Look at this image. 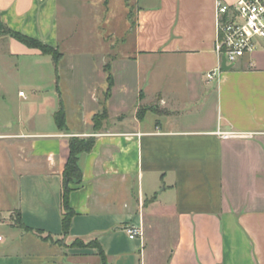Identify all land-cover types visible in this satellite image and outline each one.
I'll return each mask as SVG.
<instances>
[{"label": "crops", "instance_id": "1", "mask_svg": "<svg viewBox=\"0 0 264 264\" xmlns=\"http://www.w3.org/2000/svg\"><path fill=\"white\" fill-rule=\"evenodd\" d=\"M131 1L0 0V23L59 50L72 29L61 19L85 12L95 24L121 16L132 35V52L119 55L127 40L116 20L109 34L94 29L102 64L120 71L93 88L94 105L81 94L76 122L58 73L49 105L0 118V264H103L98 244L107 264H264V48L208 78L220 63L217 0H134V10ZM18 47L11 37V54ZM219 129L253 136L225 139ZM73 137L94 145L79 158L83 181L69 184L66 233ZM133 225L143 239L129 237ZM162 239L171 246L152 247L147 263V242Z\"/></svg>", "mask_w": 264, "mask_h": 264}, {"label": "rangeland", "instance_id": "2", "mask_svg": "<svg viewBox=\"0 0 264 264\" xmlns=\"http://www.w3.org/2000/svg\"><path fill=\"white\" fill-rule=\"evenodd\" d=\"M112 5L110 9L113 15V10H115L118 3L112 1ZM130 5L132 10H134L136 6L135 1L132 0ZM73 13L76 12L74 11ZM78 13L80 14L81 10H78ZM114 19L117 22L118 36L126 37L127 40V44L123 45L121 49L118 48L116 51L119 55L124 52L131 53L132 35L130 30L129 32H124L121 16L112 18V21L107 24L104 23V19L102 22L99 20L95 24V21H93L95 19L90 18L88 13L85 12L83 17L77 16L76 18L61 19V22L65 23V27L68 26L69 29H72L69 38L64 43H61L60 50L64 53V56L58 64H55L50 59L52 58L51 56H48L49 60L47 61H44L43 58L42 62L39 56L26 55L24 51L28 46L20 41H18L19 47L17 48V52H22V54H18L17 56L11 54L9 41L12 36L8 34L5 25L0 24V93H2L0 95V118L16 116L21 107L22 110L25 109V112H28L32 109L34 110V108L41 109L45 103L49 105L50 103L47 101L49 97L46 96L50 93L55 96L57 88L55 82L52 80L58 73L60 75L59 89L65 93L64 98L69 106L70 118L76 122L77 115L81 113V94L86 95L84 99H86L87 106L94 105V97L92 96L93 88L102 87V85L109 82V75L116 74L120 71L117 66H113L112 69L110 67H104L101 62L102 45L96 38L99 32H94L95 28H101L102 33L109 34V26L111 27L116 24L113 21ZM110 35L112 34L110 33ZM32 49L37 52H42L38 48ZM131 67V70L128 69V71L134 73L135 67ZM32 84L41 87L40 99L33 96ZM20 90L24 92V97L19 94ZM58 241L61 243L64 242L63 240ZM171 244V239L147 242L145 250L147 263L149 261L148 255L153 249L152 247H158L159 245L161 246L159 250L163 249L165 253L166 248L171 246ZM75 245L83 246L85 244L76 242ZM167 255L165 256L167 257Z\"/></svg>", "mask_w": 264, "mask_h": 264}, {"label": "built area", "instance_id": "3", "mask_svg": "<svg viewBox=\"0 0 264 264\" xmlns=\"http://www.w3.org/2000/svg\"><path fill=\"white\" fill-rule=\"evenodd\" d=\"M216 19V51L220 63L218 68L207 73L208 78H212L223 68V57L227 64H235L259 47L264 48V0H233L232 2L217 0ZM20 94L24 95V92ZM217 134L225 139L253 136V132L238 130L219 129ZM127 232L132 239L137 237L143 239L144 232L141 226H129ZM0 239H2L1 234Z\"/></svg>", "mask_w": 264, "mask_h": 264}, {"label": "trees", "instance_id": "4", "mask_svg": "<svg viewBox=\"0 0 264 264\" xmlns=\"http://www.w3.org/2000/svg\"><path fill=\"white\" fill-rule=\"evenodd\" d=\"M5 27L10 36L16 38L18 41L24 43L28 47L40 49L43 54L51 55L55 61V64L59 63L62 57V53L60 52L59 49L54 48L39 39L33 38L21 32L12 30L7 26ZM55 120H56L58 127L61 130H64L67 128L65 110L63 107H61L55 113ZM96 120H98V116L95 117V122ZM93 145H94V139L92 137H88V138L73 137L70 140V155H69V159L66 164L65 171H64V188H63V204L67 212L65 219H64V228H65L66 233L69 230L70 219L73 214V211L71 210L69 206V193L71 191V187L69 186V184L71 183L80 184L83 181L82 171L79 166V158L82 153L90 151ZM98 247L100 250L99 253L104 261L103 264H107L103 249L100 247L99 244H98Z\"/></svg>", "mask_w": 264, "mask_h": 264}, {"label": "water", "instance_id": "5", "mask_svg": "<svg viewBox=\"0 0 264 264\" xmlns=\"http://www.w3.org/2000/svg\"><path fill=\"white\" fill-rule=\"evenodd\" d=\"M232 66H233V64H227V63H226V59H225V57H223V62H222V67H223V69L228 70V69H230Z\"/></svg>", "mask_w": 264, "mask_h": 264}]
</instances>
